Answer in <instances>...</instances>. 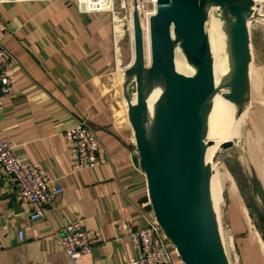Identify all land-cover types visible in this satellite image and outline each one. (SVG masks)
I'll return each instance as SVG.
<instances>
[{"label": "crops", "instance_id": "crops-1", "mask_svg": "<svg viewBox=\"0 0 264 264\" xmlns=\"http://www.w3.org/2000/svg\"><path fill=\"white\" fill-rule=\"evenodd\" d=\"M98 9L86 0H0V42L9 55L3 66L11 89L0 96V138L51 189H62L31 220L29 207L0 175V264H129L136 253L128 235L146 228L152 215L132 130L128 121L114 122L103 90V81L116 77L117 62L110 13ZM114 98L120 107V85ZM249 118L251 134L264 145V103L255 101L252 85ZM81 121L103 149L94 169H79L65 140L67 128ZM255 159L252 171L264 203V147ZM230 200L227 227L236 264H264L259 241L243 238L241 206ZM77 219L92 252L73 261L55 233ZM172 262L182 264L176 254Z\"/></svg>", "mask_w": 264, "mask_h": 264}, {"label": "water", "instance_id": "water-1", "mask_svg": "<svg viewBox=\"0 0 264 264\" xmlns=\"http://www.w3.org/2000/svg\"><path fill=\"white\" fill-rule=\"evenodd\" d=\"M132 6V58L120 88L153 217L182 264H231L212 194L218 153L206 160L213 145L208 123L217 94L238 114L251 107L249 23L261 17L234 2L156 0L145 36L136 0ZM210 13L225 38L226 70L218 82L206 30ZM177 53L188 74L177 70ZM232 146L227 141L219 150Z\"/></svg>", "mask_w": 264, "mask_h": 264}, {"label": "built area", "instance_id": "built-area-1", "mask_svg": "<svg viewBox=\"0 0 264 264\" xmlns=\"http://www.w3.org/2000/svg\"><path fill=\"white\" fill-rule=\"evenodd\" d=\"M86 1L93 8L107 9L110 13L113 53L115 59L120 58L121 61V44L126 34L131 43V25H129V21L131 23V6L126 0H118L117 7L115 5L116 0ZM155 2L156 0H152L153 7ZM109 3L110 7H108ZM119 26L123 30L120 35L118 34ZM8 56L7 50L0 42V96H7L11 91L9 78L5 74L3 66V61ZM65 140L68 151L75 157L79 169H94L99 165L103 153L102 146L84 121L77 122L67 128ZM0 175L8 178L16 198L29 207L31 220L39 218L43 212V207L50 204L52 197L62 192L61 188L51 189L38 170L33 165L24 164L21 159L15 157L12 153V146L1 138ZM34 208L37 211H34ZM17 235L21 241L22 232L19 231ZM55 236L66 256L73 261L88 256L92 252L91 239L82 220L77 219L65 223L62 229L55 233ZM128 237L136 253L129 264H173L172 255L176 254L175 249L166 240L153 214L148 219L146 228L132 231ZM232 252L234 258V251Z\"/></svg>", "mask_w": 264, "mask_h": 264}, {"label": "rangeland", "instance_id": "rangeland-1", "mask_svg": "<svg viewBox=\"0 0 264 264\" xmlns=\"http://www.w3.org/2000/svg\"><path fill=\"white\" fill-rule=\"evenodd\" d=\"M126 1L128 2L129 0ZM148 3L147 0V5L138 9L139 15L145 10L149 11L151 9ZM252 3L255 10L260 9V11H264V0H256ZM115 5L117 7L118 0H116ZM141 26L146 33L147 21L143 22ZM250 28L253 54V72L251 78L252 95L255 101L264 103V22L252 24ZM120 52L121 63H129L131 57V43L127 34L122 41ZM120 83L121 81H119V85ZM249 111L250 108L245 114V121L241 125L238 134L233 138L235 145L233 144L230 149L220 151L214 164L219 185V192L217 191V194H215L216 202L214 205L219 217L222 237L231 264H236V258L232 256V251H234L232 237L228 231L229 224L227 216L228 211H230V209L232 210V206L229 208L232 202L230 200L231 196L233 197V202H237V204L241 206V219L242 223L244 222V240L249 239V237L257 239L256 236H259V231L262 230V227L264 228V203L259 185L257 184V179L253 175L251 164H255L257 161L258 165V160L255 158H257L259 153L262 154L264 145L260 136H253V133L251 134L249 128ZM240 236H238V238H240ZM233 239H235V235H233ZM168 243L170 244L169 241ZM261 251L264 255L263 248ZM237 256L239 258V252H237Z\"/></svg>", "mask_w": 264, "mask_h": 264}, {"label": "bare ground", "instance_id": "bare-ground-1", "mask_svg": "<svg viewBox=\"0 0 264 264\" xmlns=\"http://www.w3.org/2000/svg\"><path fill=\"white\" fill-rule=\"evenodd\" d=\"M129 1L128 2L129 5L131 6V11H132L133 0H129ZM204 1H207L208 3L211 4H217V2H234L238 5H247L249 7H253L252 2L256 0H249L250 1L249 4L247 3L248 0H204ZM148 2H149L148 4L152 6V0H148ZM136 4L138 11V9H140L142 6L147 5V0H136ZM153 11H154V7L152 6L149 11L145 10L144 12L141 13V15H139L141 24L147 21L148 14L150 13L149 15H151ZM254 11L261 17V20L256 21V23L264 22V11H260V9L257 10L254 9ZM129 25H131L130 21H129ZM251 25L252 24L249 23V27H251ZM121 28H122L121 26H119L118 28L119 35L122 34L123 32ZM206 30L209 36V42L213 56V73H214L215 81L218 82L226 70L225 40H224L225 38H224L221 22L217 17H214L212 13H210ZM131 58H132V52H131L130 60ZM116 62H117L116 72H115L116 77L114 79L110 78L104 80L103 90L107 93V97L109 99V103L112 108L113 120L115 123L120 125L121 123L127 124V119L125 114L126 103L124 100H121V106L118 107L117 100L119 101V99L117 98L116 100L114 97H118L119 81L121 78V74L123 69L127 66L128 63L121 64L120 58H118ZM175 65L179 72L183 74H188V72H186L184 68L185 67L184 59L179 53L176 54ZM252 72H253V64L251 65V78H252ZM248 110L249 108L244 112L238 114L236 108L231 103L224 100L221 94H217L215 96L213 100V106L209 115V123H208L209 130L207 137L208 140L213 141V145L207 151V155H206L207 162H213L212 159L220 151L219 150L220 144L227 141H231L234 144L233 138L238 134L241 125L245 121L244 120L245 114L247 113ZM213 168L215 170L214 163H213ZM218 189H219V185L215 170V174L212 179V194H213L214 203L216 202L215 194H217L216 192L218 191ZM256 237L261 247L264 250V244L262 243L260 237L258 235Z\"/></svg>", "mask_w": 264, "mask_h": 264}]
</instances>
